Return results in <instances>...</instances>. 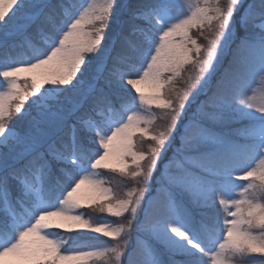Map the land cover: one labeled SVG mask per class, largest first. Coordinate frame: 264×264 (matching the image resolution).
Masks as SVG:
<instances>
[{
    "label": "snow or ice",
    "instance_id": "snow-or-ice-1",
    "mask_svg": "<svg viewBox=\"0 0 264 264\" xmlns=\"http://www.w3.org/2000/svg\"><path fill=\"white\" fill-rule=\"evenodd\" d=\"M0 264H264V0H0Z\"/></svg>",
    "mask_w": 264,
    "mask_h": 264
},
{
    "label": "rangeland",
    "instance_id": "rangeland-1",
    "mask_svg": "<svg viewBox=\"0 0 264 264\" xmlns=\"http://www.w3.org/2000/svg\"><path fill=\"white\" fill-rule=\"evenodd\" d=\"M194 35H195V33H194ZM201 42H203V41H201ZM156 111L158 112V110H156ZM189 115H191V110L189 111ZM162 123H163L162 120L157 121L158 125L162 124ZM237 127H239V125H237ZM144 148H145V150L147 149V142H145ZM169 155H171V153H169ZM105 176L107 179H109L111 181V186H113L114 188L119 187L121 190H123L126 185L127 186L131 185L130 181H123L122 182L121 178L118 176H115V174L105 173ZM108 219H114V218L109 217ZM133 236H135V234ZM102 239L106 240L107 238H102Z\"/></svg>",
    "mask_w": 264,
    "mask_h": 264
},
{
    "label": "trees",
    "instance_id": "trees-1",
    "mask_svg": "<svg viewBox=\"0 0 264 264\" xmlns=\"http://www.w3.org/2000/svg\"><path fill=\"white\" fill-rule=\"evenodd\" d=\"M226 66V64H225ZM223 70V68H221V71ZM80 239H83V240H87L88 237H81ZM132 243H133V246L135 245V236L132 237Z\"/></svg>",
    "mask_w": 264,
    "mask_h": 264
}]
</instances>
